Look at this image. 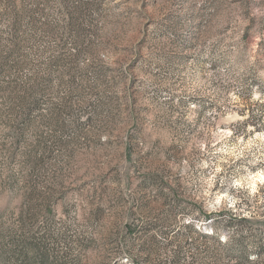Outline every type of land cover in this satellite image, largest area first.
Returning <instances> with one entry per match:
<instances>
[{
  "label": "rangeland",
  "instance_id": "374dc122",
  "mask_svg": "<svg viewBox=\"0 0 264 264\" xmlns=\"http://www.w3.org/2000/svg\"><path fill=\"white\" fill-rule=\"evenodd\" d=\"M264 0H0V264H264Z\"/></svg>",
  "mask_w": 264,
  "mask_h": 264
},
{
  "label": "bare ground",
  "instance_id": "6f19581e",
  "mask_svg": "<svg viewBox=\"0 0 264 264\" xmlns=\"http://www.w3.org/2000/svg\"><path fill=\"white\" fill-rule=\"evenodd\" d=\"M264 178L263 176H260L258 179Z\"/></svg>",
  "mask_w": 264,
  "mask_h": 264
}]
</instances>
